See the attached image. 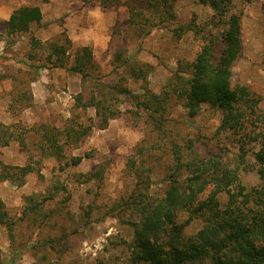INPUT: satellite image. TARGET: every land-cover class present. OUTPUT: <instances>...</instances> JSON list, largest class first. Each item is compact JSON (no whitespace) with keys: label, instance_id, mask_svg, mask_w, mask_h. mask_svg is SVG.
<instances>
[{"label":"trees","instance_id":"trees-1","mask_svg":"<svg viewBox=\"0 0 264 264\" xmlns=\"http://www.w3.org/2000/svg\"><path fill=\"white\" fill-rule=\"evenodd\" d=\"M197 1L210 10L201 24L194 19L176 22L175 0L128 3L127 27L133 36L142 38L165 27L176 38L189 31L201 41L191 59L177 61L159 92L148 84L151 64L125 49L114 52L112 68L105 73L90 46H79L71 53V41L64 33L45 41L30 36V48H47L42 56L47 64L36 69L62 68L78 75L82 87L74 95L73 106L94 111L87 122L69 118L62 127L44 121L24 126L38 133L41 156L53 158L59 170L76 167L86 154L69 156L65 147L92 127L106 128L112 119H124L131 126L140 122L144 138L138 160L131 158L126 166L133 185L119 199L88 202L77 214L70 188L57 175L42 190L23 194L17 206H8L0 198V230L8 241L6 253L0 245V264H20L25 250L34 264H79L71 237L101 209L100 220L114 217L127 225L129 234L109 237V244L121 245L120 254L87 264H264V108L259 105L264 93L259 96L248 84L232 80V67L243 52L242 17L252 0ZM41 20L38 5L22 4L3 24L7 35H20ZM35 58L36 52L28 53L27 59ZM177 101L189 118L207 105L220 114L219 123L210 135L184 131L171 114ZM9 105L30 107L29 87L18 89ZM15 139L22 141L0 121V146ZM250 144L257 147L252 151L253 164H244ZM158 166L163 176L154 187L152 173ZM40 170V164H9L0 159V182L21 186L31 173L42 178ZM249 171H255L256 182L244 179ZM69 174L84 182L99 180L102 170L70 169Z\"/></svg>","mask_w":264,"mask_h":264},{"label":"rangeland","instance_id":"rangeland-1","mask_svg":"<svg viewBox=\"0 0 264 264\" xmlns=\"http://www.w3.org/2000/svg\"><path fill=\"white\" fill-rule=\"evenodd\" d=\"M1 1L6 2L0 3V11L4 10V6L9 11L22 4H36L42 11V20L40 24H32L29 32L20 35H7L3 21H0V44H3L0 51V121L11 126L22 139L0 146V159L9 164H40L43 177L31 173L21 186L8 181L0 182V198L8 206H17L23 194L42 190L46 182L55 175L70 188V201L77 214L80 206L88 202L102 203L109 198L114 200L126 196L133 185V178L128 174L126 166L129 159L138 160V146L144 138L140 122L131 126L124 119H112L106 128L92 127L86 135L73 140L65 147L66 153L69 156H87L73 168L59 170L58 163L53 158L40 155L42 147L38 141V133L32 129L27 131L25 127L31 128L41 121L62 127L69 118L87 122L88 117L94 116V111L91 108L79 110L73 106L74 95L82 87L78 75L62 68L36 69V66L47 64L42 60L47 48H30L29 38L34 35L45 41L62 37L64 33L71 41V53L79 46H90L94 60L101 66V72L105 73L112 68L114 52L125 49L128 54L136 55L140 60L151 64L148 84L155 92L162 89L178 60L193 57L199 50L201 41L189 31L176 38L165 27L155 28L142 38L133 36L127 27L128 3L132 0ZM175 10L176 22L194 19L201 24L210 14V10L200 6L197 0H175ZM241 38L243 52L232 67V80L248 84L251 91L260 96L264 93V0H252L246 5ZM31 52H36V58L29 60L27 55ZM113 75L111 73L104 80ZM31 76L33 81L29 80ZM130 84L134 90L137 88L132 81ZM13 86H17V89ZM28 87L32 93V105L23 109L14 105L10 107L11 98L16 91L20 88L26 90ZM259 105L264 108V99ZM171 112L174 120L182 123V129L192 134L201 131L210 135L220 119V114L207 105H203L201 112L194 118L186 115L178 101L172 106ZM256 149L254 144L248 146L244 164H253L252 151ZM97 168L102 170L99 180L78 182L69 174L70 169L87 172ZM155 170L152 180L155 183L153 186L157 187L163 173L159 166ZM243 177L251 183L257 181L255 171L245 172ZM103 210L92 213L88 223L80 224L79 233L71 237L73 252L79 256V264H87L98 257L105 258L109 254H120L121 245L109 244V237L116 234L128 237L127 225L119 223L114 217L105 216L100 220ZM112 241L116 242L117 239L113 237ZM0 245L6 253L8 241L2 230ZM18 262L35 263L27 250L23 251Z\"/></svg>","mask_w":264,"mask_h":264},{"label":"crops","instance_id":"crops-1","mask_svg":"<svg viewBox=\"0 0 264 264\" xmlns=\"http://www.w3.org/2000/svg\"><path fill=\"white\" fill-rule=\"evenodd\" d=\"M2 2H6V1H1L0 0V3H2ZM10 3H11V1H10ZM4 4H6V3H4ZM3 9L4 10H1L0 11V21H6V20H8V18H9V16H10V14L12 13V8H10V10L8 11V7H6V6H4L3 7ZM5 30V29H4ZM3 49V44H0V51Z\"/></svg>","mask_w":264,"mask_h":264}]
</instances>
